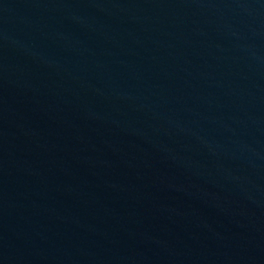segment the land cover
I'll use <instances>...</instances> for the list:
<instances>
[{
  "label": "water",
  "instance_id": "obj_1",
  "mask_svg": "<svg viewBox=\"0 0 264 264\" xmlns=\"http://www.w3.org/2000/svg\"><path fill=\"white\" fill-rule=\"evenodd\" d=\"M0 264H264V0H0Z\"/></svg>",
  "mask_w": 264,
  "mask_h": 264
}]
</instances>
